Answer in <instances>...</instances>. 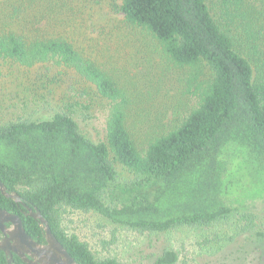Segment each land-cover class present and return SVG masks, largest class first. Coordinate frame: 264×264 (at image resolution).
<instances>
[{"label": "trees", "instance_id": "trees-1", "mask_svg": "<svg viewBox=\"0 0 264 264\" xmlns=\"http://www.w3.org/2000/svg\"><path fill=\"white\" fill-rule=\"evenodd\" d=\"M81 5L0 0V82L8 64L43 66L45 75L63 67L76 84H92L109 103L106 139L99 142L75 118L76 108H86L80 102L49 119L0 123V180L7 190L44 215L79 264L123 263L96 255L69 233V212L96 213L149 236L220 227L226 230L198 243L202 253L218 258L214 264H264V218L253 210L264 199V0L115 4L131 28L152 35L168 61L190 69L198 105L171 125L138 122L140 113L132 118V98L68 38L66 27ZM0 207L20 215L27 233L45 243L39 221L1 191ZM153 257L151 264L179 261L174 249ZM14 260L27 264L17 255ZM0 264H8L2 250Z\"/></svg>", "mask_w": 264, "mask_h": 264}, {"label": "rangeland", "instance_id": "rangeland-1", "mask_svg": "<svg viewBox=\"0 0 264 264\" xmlns=\"http://www.w3.org/2000/svg\"><path fill=\"white\" fill-rule=\"evenodd\" d=\"M82 1L76 19L66 27L67 36L84 55L98 61L132 98L131 117L140 113L138 122L161 119L165 125H171L176 118L182 121L200 98L197 85L188 84L190 69L175 67L151 34L131 28L115 7L120 0ZM44 70L43 66L5 67L6 76L0 82V123L19 117L49 119L66 104L80 102L86 108H76L75 118L82 132L95 142L105 140L108 101L92 84H76L73 73L72 79L63 67L49 75ZM72 85L79 90L72 91ZM85 90L87 94H82ZM117 168L122 175H128L120 164ZM253 210L264 218V199ZM64 227L87 242L96 255L115 257L123 264H151L154 254L164 249H174L179 254L177 264L218 263V258L202 253L198 243L214 231L226 230L182 228L149 236L118 227L96 213L84 212H69Z\"/></svg>", "mask_w": 264, "mask_h": 264}, {"label": "water", "instance_id": "water-1", "mask_svg": "<svg viewBox=\"0 0 264 264\" xmlns=\"http://www.w3.org/2000/svg\"><path fill=\"white\" fill-rule=\"evenodd\" d=\"M0 191L4 196L23 205L26 208L25 215L39 221L46 240L41 243L33 239L27 233L20 215L0 207V230L5 234L0 240V250L5 252L8 264H15L14 254L27 264H79L54 235L49 222L38 209L34 210L25 203L17 192H9L1 180Z\"/></svg>", "mask_w": 264, "mask_h": 264}, {"label": "flooded vegetation", "instance_id": "flooded-vegetation-1", "mask_svg": "<svg viewBox=\"0 0 264 264\" xmlns=\"http://www.w3.org/2000/svg\"><path fill=\"white\" fill-rule=\"evenodd\" d=\"M25 212H26V210L23 211V213H25ZM8 226L10 227L11 224H8ZM4 237H5V234H4L3 232H1V230H0V240L3 239ZM14 255H16V254H14ZM17 256H18V255H17Z\"/></svg>", "mask_w": 264, "mask_h": 264}]
</instances>
